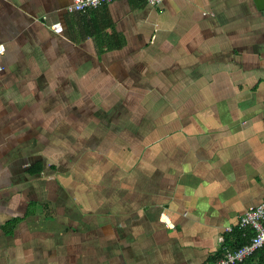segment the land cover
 Returning a JSON list of instances; mask_svg holds the SVG:
<instances>
[{"label":"crops","instance_id":"crops-1","mask_svg":"<svg viewBox=\"0 0 264 264\" xmlns=\"http://www.w3.org/2000/svg\"><path fill=\"white\" fill-rule=\"evenodd\" d=\"M72 3L0 0V264L236 250L240 218L264 203V11Z\"/></svg>","mask_w":264,"mask_h":264},{"label":"built area","instance_id":"built-area-1","mask_svg":"<svg viewBox=\"0 0 264 264\" xmlns=\"http://www.w3.org/2000/svg\"><path fill=\"white\" fill-rule=\"evenodd\" d=\"M116 0H73V3L67 8L71 14L95 10L103 5L110 4ZM148 4L158 7L165 0H146ZM52 29L61 34L63 27L60 23L54 24ZM5 47L0 46V54H4ZM4 68L0 66V72ZM167 226L174 229L166 213L161 215ZM239 228L252 230L253 235L249 243L234 251H226L223 257L207 264H242L250 258L257 250L264 248V203L248 208L239 221ZM230 231V229H229Z\"/></svg>","mask_w":264,"mask_h":264},{"label":"trees","instance_id":"trees-1","mask_svg":"<svg viewBox=\"0 0 264 264\" xmlns=\"http://www.w3.org/2000/svg\"><path fill=\"white\" fill-rule=\"evenodd\" d=\"M252 232L250 230H245L242 228H239L238 230H235L234 234L232 236H237V246L236 249L242 247L243 245L249 243V241L252 238ZM230 239L229 236L226 237V240L228 241ZM226 251L220 253L217 258H215L213 261L221 258L224 256ZM212 261V262H213ZM242 264H264V248L257 250L250 258H248L244 263Z\"/></svg>","mask_w":264,"mask_h":264},{"label":"water","instance_id":"water-1","mask_svg":"<svg viewBox=\"0 0 264 264\" xmlns=\"http://www.w3.org/2000/svg\"><path fill=\"white\" fill-rule=\"evenodd\" d=\"M257 7V10L263 12L264 11V0H253Z\"/></svg>","mask_w":264,"mask_h":264}]
</instances>
